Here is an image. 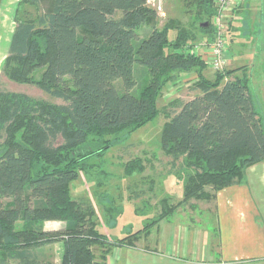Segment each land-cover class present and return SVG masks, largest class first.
<instances>
[{"label": "trees", "instance_id": "trees-1", "mask_svg": "<svg viewBox=\"0 0 264 264\" xmlns=\"http://www.w3.org/2000/svg\"><path fill=\"white\" fill-rule=\"evenodd\" d=\"M185 1L197 29L176 18L159 28L147 0L20 1L2 72L62 101L0 85V264H33L31 249L60 240L61 264H108L114 247L134 245L192 200L215 201L218 191L264 161V122L250 92L249 67L217 69L212 79L204 71L207 59L190 50L196 41L215 39L216 0ZM192 73L197 93L171 102L176 109L162 130L164 151L186 169L184 199L163 207L142 229L110 239L91 200L74 197L71 184L81 171L92 176L94 158L116 143L114 134L154 120L164 88ZM101 203L113 227L117 210L104 196ZM49 220L64 226L46 230Z\"/></svg>", "mask_w": 264, "mask_h": 264}, {"label": "rangeland", "instance_id": "rangeland-1", "mask_svg": "<svg viewBox=\"0 0 264 264\" xmlns=\"http://www.w3.org/2000/svg\"><path fill=\"white\" fill-rule=\"evenodd\" d=\"M162 2L164 12L158 14L159 28H162L168 20L176 18L187 26L195 24L194 29H197L199 21L195 19L194 10H189L185 0H162ZM28 9L33 11L32 6ZM230 20L226 35L225 63L221 69L236 68L241 65L249 67L250 92L257 109L264 114V0H237ZM147 29L149 23L142 27L140 36H144ZM196 42L192 44L191 52L195 51L194 47L198 43L200 45L201 40ZM204 48L205 46H202V49ZM204 56L209 59L207 54ZM6 58L7 56L1 59V70ZM215 70L210 62L204 69L206 75L212 79ZM0 75V85L5 89L26 92L53 102L62 101L50 96L35 83L9 79L2 71ZM195 79L196 73H192L183 76L176 83L167 85L157 101L160 109L158 116L135 131L114 134L116 143L105 155L94 158L98 166L91 171L92 176L81 171L80 177L72 182L73 196L76 197L81 192L87 193L85 197L90 196L89 198L98 208V224L102 230H109L107 227L110 223L106 219L101 203L102 196L105 197L104 204L113 205L117 210L114 214L117 225L115 223L113 227L109 226L115 229H111L112 234L116 233L121 237L142 229L158 219L163 207L167 205L172 207L184 199L186 169L182 168L181 159L173 164V158L164 151L162 130L171 116L172 109H176L171 106V102L177 98L189 100L197 93L192 88ZM131 166L136 169L128 175L126 170ZM101 171L105 173L102 174ZM92 177L103 181L104 185L96 187V181L94 182ZM214 209V200L209 202L192 200L186 205L179 206L156 224L153 235L148 241L149 245L161 247L165 231L174 233L180 230L188 233L187 235L195 236L196 240L200 235H205L206 231L215 233L217 219ZM139 243L142 244L144 241ZM198 244L202 245V241L198 240Z\"/></svg>", "mask_w": 264, "mask_h": 264}, {"label": "crops", "instance_id": "crops-1", "mask_svg": "<svg viewBox=\"0 0 264 264\" xmlns=\"http://www.w3.org/2000/svg\"><path fill=\"white\" fill-rule=\"evenodd\" d=\"M20 1L0 0V63L10 51L17 24L16 9ZM1 71L0 68V73ZM260 115L264 122V114L260 112ZM81 193L76 197L87 194ZM97 209L95 207L96 212ZM214 212L217 219V228L214 231L216 234L206 231L205 235H200L196 240L195 236L187 235L188 233L180 230L171 232L172 234L170 231H165L161 247H157L148 243L155 225L149 232L143 233L134 245L114 247L107 256V262L108 264H264V161L248 167L240 182L218 191ZM63 226L64 222L60 220H49L44 223L46 230H56ZM110 226L107 227L109 230L102 231L110 239L121 238L119 234H112L111 229H115ZM198 240L202 241V245L198 244ZM139 241L144 243L141 244ZM63 250L64 242L60 240L40 246L34 251L31 249V252H34L36 264H61ZM18 262L20 263V260H8L4 264Z\"/></svg>", "mask_w": 264, "mask_h": 264}, {"label": "built area", "instance_id": "built-area-1", "mask_svg": "<svg viewBox=\"0 0 264 264\" xmlns=\"http://www.w3.org/2000/svg\"><path fill=\"white\" fill-rule=\"evenodd\" d=\"M148 5H151L153 9L158 13L162 14L164 12V7L162 6V0H147ZM237 4V0H216L215 6L216 11L213 16L212 24L214 26L215 39L211 42L203 40L194 47L197 54L209 56V62L214 69L223 68V63H225V51L227 43V33L229 30L230 18L233 13V9ZM202 46H205L202 49ZM202 49V50H201ZM201 50V51H200ZM66 264H77L69 262Z\"/></svg>", "mask_w": 264, "mask_h": 264}, {"label": "water", "instance_id": "water-1", "mask_svg": "<svg viewBox=\"0 0 264 264\" xmlns=\"http://www.w3.org/2000/svg\"><path fill=\"white\" fill-rule=\"evenodd\" d=\"M203 26H207L208 25V23L206 22V23H204V24H202Z\"/></svg>", "mask_w": 264, "mask_h": 264}]
</instances>
